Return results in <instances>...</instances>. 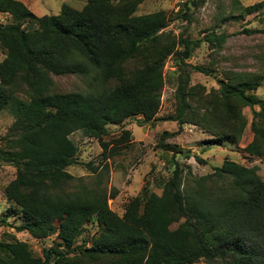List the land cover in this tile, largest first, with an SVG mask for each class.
<instances>
[{"label": "trees", "instance_id": "16d2710c", "mask_svg": "<svg viewBox=\"0 0 264 264\" xmlns=\"http://www.w3.org/2000/svg\"><path fill=\"white\" fill-rule=\"evenodd\" d=\"M84 1L80 10L63 4L57 16L36 17L20 1L0 0V15L14 22L0 25V113L13 116L0 138V164L15 170L4 200L22 215V224L12 227L17 233L36 240L54 236L39 257L13 235L0 239V264H264V181L257 166L224 160L212 173L184 183L183 169L172 160L160 195L144 186L120 216L108 205L116 191L101 180L109 173L107 162L134 146L128 145L129 131L104 141L107 127L136 116L142 118L139 126L175 123L178 133L188 125L210 142L231 145L240 143L249 126L252 139L243 152L264 160V100L256 94L264 84V51L256 57L257 70H222L217 89L207 91L191 85V72L209 76L215 61L209 67L187 61L202 44L219 52L226 33L211 30L195 40L176 36L167 31L171 20L164 11L137 15L147 0ZM205 1L189 5L198 8ZM184 8L178 17L187 22L189 7ZM263 8L264 2L234 3L218 25ZM170 58L173 112L159 117ZM65 76L82 78L83 89L58 91L54 79ZM76 132L96 140L102 151L100 168L85 165L93 176L89 182L67 172L76 164L70 139ZM173 134L162 132L157 143L172 159L180 151L164 142ZM90 225L94 232L81 238Z\"/></svg>", "mask_w": 264, "mask_h": 264}, {"label": "rangeland", "instance_id": "374dc122", "mask_svg": "<svg viewBox=\"0 0 264 264\" xmlns=\"http://www.w3.org/2000/svg\"><path fill=\"white\" fill-rule=\"evenodd\" d=\"M29 5V10L36 17L57 16L63 4L80 10L84 0H24ZM190 0H147L143 2L137 11V15H145L157 11H164L171 22L167 31H172L176 36L183 34L190 39H201L207 32L214 30L216 33L228 35L223 48L219 52H212L206 44H202L192 57L187 61L191 66L209 67L211 61H215V71L209 76L191 72V85H203L207 91L217 89L216 80L221 77L220 71L231 70L237 72H253L257 70L259 62L257 56L264 51V8L245 17L240 21H229L218 25V21L227 15L232 5L237 3L243 7H250L264 2V0H206L198 8L189 5ZM23 2V0H22ZM25 3V4H26ZM184 5L189 7V21L185 22L178 17L185 11ZM234 15H237L235 12ZM178 17V18H176ZM9 15H0V25L13 24ZM218 25V26H217ZM247 31V32H244ZM257 31V32H256ZM4 58V50L0 46V61ZM174 61L170 58L164 66L165 85L161 93V104L158 116H164L173 112V79ZM58 91L70 93L80 91L84 87V81L80 77L65 76L55 79ZM257 96L264 100V84L257 91ZM258 110V108H255ZM251 121L248 109L244 110ZM141 116L126 120L121 126H108V136L104 141L118 139L122 131H129L130 142L134 145L120 152V155L107 162L109 173L102 175V184L107 190L114 189L116 197L108 201L110 209L117 215H121L125 204L130 198L135 197L146 186L149 192L160 195L163 183L170 177L175 161L183 169L184 183L187 180L212 173L214 167H219L224 160H231L237 164L259 168L258 176L264 181V160L251 158L243 152V148L251 141L252 134L249 126L244 130L238 145L229 143L210 142V137L192 126H184L177 131L175 123H158L152 127L142 124ZM13 123V116L8 111L0 113V138L3 137ZM173 134L164 143L175 147L180 154L172 159V154L158 149L157 143L162 132ZM71 141L77 147L75 157L76 164L69 167L67 172L75 178L82 177L86 182L92 180V175L85 167L90 163L92 167L100 168L103 164L101 148L96 140L85 136L82 132H76L70 136ZM188 153L191 157L185 159ZM194 156L199 157L203 163H198ZM15 170L7 165L0 164V239H6L13 235L17 240L28 245L34 256H41L44 248H49L54 243V236L44 240L33 239L27 233H17L12 227L22 224V215L14 206L4 200L3 190L14 179ZM14 208L15 212H10ZM94 232V226L85 228L83 237L86 239ZM81 239L75 242L79 247Z\"/></svg>", "mask_w": 264, "mask_h": 264}, {"label": "crops", "instance_id": "0c3cea01", "mask_svg": "<svg viewBox=\"0 0 264 264\" xmlns=\"http://www.w3.org/2000/svg\"><path fill=\"white\" fill-rule=\"evenodd\" d=\"M16 1H20V2H22V0H16ZM22 3H26L24 0H23V2ZM25 5H27V7H29V5L26 3Z\"/></svg>", "mask_w": 264, "mask_h": 264}]
</instances>
